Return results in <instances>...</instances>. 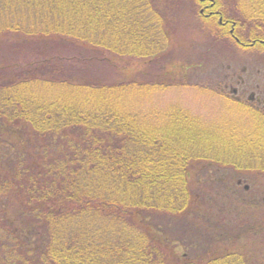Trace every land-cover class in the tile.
I'll return each instance as SVG.
<instances>
[{"label": "trees", "instance_id": "1", "mask_svg": "<svg viewBox=\"0 0 264 264\" xmlns=\"http://www.w3.org/2000/svg\"><path fill=\"white\" fill-rule=\"evenodd\" d=\"M191 1L218 38L264 33V0H214L225 24ZM184 3L0 0V264H244L234 225L254 223L233 201L202 206L212 190L190 179L201 161L235 165L233 147L187 110L141 105L189 79L126 62L185 69L168 59Z\"/></svg>", "mask_w": 264, "mask_h": 264}, {"label": "rangeland", "instance_id": "2", "mask_svg": "<svg viewBox=\"0 0 264 264\" xmlns=\"http://www.w3.org/2000/svg\"><path fill=\"white\" fill-rule=\"evenodd\" d=\"M235 1L239 0H227L232 3ZM208 4L209 2H206L203 5ZM195 9L194 3L191 4L186 0V3L181 4L176 12L178 14L173 15L170 21L172 37L168 59L181 62L186 66L185 69L175 71L174 68L166 66L163 70H158L153 63H147L143 67L140 63L136 65L133 61L126 62L130 66L129 71L138 72L144 69L161 75L181 73L189 79L185 85L178 84L144 95L141 105L149 108L180 107L187 110L188 114L197 116L206 125L213 124L215 129L220 130L225 142L227 141L233 147L229 154L232 161L235 159V165L216 166V163L214 165L211 162L201 161L202 164H194L192 167L191 183L196 185L194 174L197 171L201 175L198 180L212 190L202 194L200 200L202 206L213 203L219 208L223 203L228 204V201H233L243 214L242 218L245 219L247 227L254 223L251 228L243 227L241 231L243 220L238 218L241 222L233 224L235 228L233 235H237L233 240L235 251H238L237 253L244 259V264H264V170H257L258 166H264V162L259 164L255 157H252L254 152L258 151L256 144L259 143L258 137L261 134V143L264 144V130L258 128L260 125L253 122L248 113L234 107L220 93V90L225 88V82L231 79L226 77L227 75L243 72L242 76L247 80L250 79V72L253 71L251 63H255V57L252 52L235 45L229 37L218 38L215 35L219 34L215 32L216 29L214 31L208 26L211 28L210 31L204 24L206 21L204 22L200 16L198 20ZM217 9L218 6L212 5L205 12L217 11ZM214 17L218 19V15ZM207 18L209 17L207 16L205 20H208ZM187 63L188 65H185ZM103 73L102 70L100 74L106 76ZM211 138V134L207 137L205 134L202 136V139L210 144ZM252 139L256 143L252 148H247L246 145ZM210 144L207 148L211 153L210 157L221 158L222 152H214L215 147H211L213 145ZM238 144L240 146L237 148ZM208 168L210 176H206L205 169ZM230 194L231 198L228 197ZM218 214L220 215L221 212ZM227 218L232 219L230 216ZM174 223L170 232L178 236L183 231V223ZM181 250L185 251L183 248Z\"/></svg>", "mask_w": 264, "mask_h": 264}, {"label": "flooded vegetation", "instance_id": "3", "mask_svg": "<svg viewBox=\"0 0 264 264\" xmlns=\"http://www.w3.org/2000/svg\"><path fill=\"white\" fill-rule=\"evenodd\" d=\"M206 2H209V4L202 6L200 11L203 12L206 17L218 15L219 23L225 24L227 21L223 19L219 11L204 12L208 10L210 6L214 5V0H202V3L206 4ZM230 25L232 26L233 24ZM229 30L232 35L233 28H229ZM237 41L240 42L238 44L240 48L252 52V55L255 57V63H251V69H253V71L250 72V79L248 80L242 76L243 72L230 76L227 75L226 77H230L231 79L229 82H225V88H223L220 93L227 101L231 102L234 107L248 113L251 120L260 125L258 128L264 130V33L251 36L245 41H240L239 39ZM228 88L230 90H228Z\"/></svg>", "mask_w": 264, "mask_h": 264}]
</instances>
